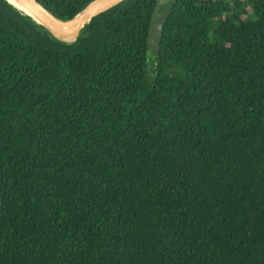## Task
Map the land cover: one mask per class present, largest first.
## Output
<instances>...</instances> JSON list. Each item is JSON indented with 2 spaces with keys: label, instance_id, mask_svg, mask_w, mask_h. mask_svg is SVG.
I'll return each mask as SVG.
<instances>
[{
  "label": "trees",
  "instance_id": "16d2710c",
  "mask_svg": "<svg viewBox=\"0 0 264 264\" xmlns=\"http://www.w3.org/2000/svg\"><path fill=\"white\" fill-rule=\"evenodd\" d=\"M157 5L0 0V264H264V0Z\"/></svg>",
  "mask_w": 264,
  "mask_h": 264
},
{
  "label": "water",
  "instance_id": "95a60500",
  "mask_svg": "<svg viewBox=\"0 0 264 264\" xmlns=\"http://www.w3.org/2000/svg\"><path fill=\"white\" fill-rule=\"evenodd\" d=\"M25 14L35 19L38 23L44 26L55 38L63 41H73L79 34L81 28L88 23L96 15L110 9L123 0H92L74 17L62 19L56 16L52 11L45 7L39 0H20L26 10H22L10 0H6ZM170 0H158L155 14L160 20L155 25V32L152 33V38L160 36L164 17L158 11L160 5H164ZM168 9L164 10L167 13Z\"/></svg>",
  "mask_w": 264,
  "mask_h": 264
},
{
  "label": "rangeland",
  "instance_id": "374dc122",
  "mask_svg": "<svg viewBox=\"0 0 264 264\" xmlns=\"http://www.w3.org/2000/svg\"><path fill=\"white\" fill-rule=\"evenodd\" d=\"M149 49H150V53L154 54L155 49H156V42H155V40L153 38L150 39ZM150 53L148 52V56H149ZM149 66H150L149 70H150V72H152L154 70V68H155L154 67L155 65L153 64V60L152 59H150V61H149Z\"/></svg>",
  "mask_w": 264,
  "mask_h": 264
},
{
  "label": "bare ground",
  "instance_id": "6f19581e",
  "mask_svg": "<svg viewBox=\"0 0 264 264\" xmlns=\"http://www.w3.org/2000/svg\"><path fill=\"white\" fill-rule=\"evenodd\" d=\"M10 1L15 5H17L19 8H21L22 10H26L25 6L22 4L20 0H10Z\"/></svg>",
  "mask_w": 264,
  "mask_h": 264
}]
</instances>
